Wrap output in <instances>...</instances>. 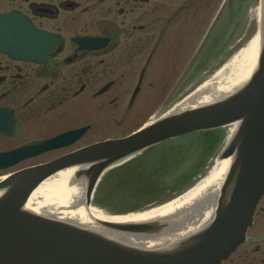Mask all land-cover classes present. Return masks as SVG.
Masks as SVG:
<instances>
[{
    "label": "flooded vegetation",
    "instance_id": "flooded-vegetation-1",
    "mask_svg": "<svg viewBox=\"0 0 264 264\" xmlns=\"http://www.w3.org/2000/svg\"><path fill=\"white\" fill-rule=\"evenodd\" d=\"M186 1L177 7L179 0H0V25L33 41L26 50L0 48V152L88 127L74 145L25 159L15 170L93 143L84 140L104 125L125 124L120 109L129 115ZM221 264H264V195L246 242Z\"/></svg>",
    "mask_w": 264,
    "mask_h": 264
},
{
    "label": "water",
    "instance_id": "water-1",
    "mask_svg": "<svg viewBox=\"0 0 264 264\" xmlns=\"http://www.w3.org/2000/svg\"><path fill=\"white\" fill-rule=\"evenodd\" d=\"M262 49L256 70L236 93L198 108L163 115L131 136L82 151L75 180L87 179V204L100 176L114 164L180 134L237 123L219 159L232 158L213 220L172 247L144 249L66 221L27 211L24 206L41 182L57 173L58 162L20 172L0 183V264H219L242 243L264 192V0H261ZM72 134L42 145L60 146ZM23 151L0 160L17 161ZM35 179L33 184L28 181ZM185 216L180 221L185 220ZM112 231L143 238L159 236L161 221L114 223ZM178 225V224H177ZM177 225H174L175 227ZM170 226V224H168Z\"/></svg>",
    "mask_w": 264,
    "mask_h": 264
},
{
    "label": "bare ground",
    "instance_id": "bare-ground-1",
    "mask_svg": "<svg viewBox=\"0 0 264 264\" xmlns=\"http://www.w3.org/2000/svg\"><path fill=\"white\" fill-rule=\"evenodd\" d=\"M242 5H245V0H241ZM258 16L261 21V8ZM261 49L262 33L259 30L238 53L232 65L219 68L208 79L211 80L210 82L207 80L204 86L186 97L175 107V111L208 105L235 92L250 79L256 70ZM173 149L178 150L179 145H174ZM158 153L159 151L153 154L154 165L150 169L148 166H141V169L140 164L130 168L133 175L131 186L139 191L135 195L139 196L138 198L153 197L173 176V173L168 172V167L161 164ZM188 160L190 157L187 156L181 163L186 164ZM231 162L232 158H214L213 166L207 168L201 179L179 184L171 202L148 211L133 212L124 216H111L107 215L103 208L99 210L88 205L87 179L75 180V168L59 173L42 183L28 198L24 208L46 217L99 231L124 244L147 250L172 247L186 236L202 230L213 220ZM96 192L92 194L94 198H97ZM120 194L121 196L118 197L120 200L128 201L129 195L124 191H120ZM112 202V205L109 206L111 211L123 209L124 204L119 200L112 198ZM183 216L186 217L185 220L180 221ZM164 220L167 222V228L159 236L153 238L123 234L100 224L101 221L114 223L161 221L164 224Z\"/></svg>",
    "mask_w": 264,
    "mask_h": 264
},
{
    "label": "rangeland",
    "instance_id": "rangeland-1",
    "mask_svg": "<svg viewBox=\"0 0 264 264\" xmlns=\"http://www.w3.org/2000/svg\"><path fill=\"white\" fill-rule=\"evenodd\" d=\"M227 2L226 0L186 1L183 5L186 6V9L179 14L176 22L167 27L166 37L159 52L153 59L150 71L143 85V91H141V95L135 107L129 111L127 117H122V109H120L119 119L120 121L123 120L125 124L123 126L121 125L119 128L107 125L103 127L101 131L89 135L88 138L84 140V143L127 134L171 107L178 101L177 99L187 92V90L181 89L186 78H190V81H193L191 79L193 77L188 74L191 73L192 70L196 71L197 69L196 67L193 69L196 63L195 61L197 60V53L199 54L198 59L201 66L197 69L196 80L206 81L209 79L213 74V69H210L215 66L216 70H214V72H217L220 64L216 65V63H221L223 58L227 59L229 55H231L230 63H233L234 55H236L234 50L242 44L245 45L252 38L254 29H257L256 24L258 20L256 17V9L259 5V0H246L243 6L246 9L240 11V16L239 14L237 15L236 12L237 7L239 9L241 7L240 4H238L240 0H230L229 3ZM181 4H183V0H179L177 7ZM223 6L226 7L224 11ZM238 16L240 18H238ZM235 19L240 20L241 25H236L234 28L233 23ZM210 31L211 35L209 36ZM224 31V45L221 44V48L219 47L220 51L224 49L222 52L223 54L220 55L221 53H219L215 62L213 61L211 64H202L212 50L216 40H221L223 38ZM230 31H232V33ZM229 49L231 50V54H229ZM175 51H177L176 55H174ZM232 53H234V55H232ZM192 55H194L193 58H191ZM182 77H184L183 82L176 86V83L181 82L180 80ZM99 118L101 120H106V113H102ZM223 134L225 135V133ZM223 134L220 132L218 135L210 134L206 137L207 141L209 140L208 146L205 142L201 141V138L194 136L178 144L182 146L181 148L186 156L191 155L190 158L194 157V160H196L193 163L189 160L187 164H189L191 168L193 167V169L194 167L198 168L197 172L185 181L201 179L202 174L206 172L207 168L213 166L214 158H210L212 155L210 153L219 151L223 147L225 143ZM199 141H201V147L198 148L197 144ZM204 147H206L205 151L210 152L207 153V155L203 153ZM59 154L60 152H55L53 155L56 156ZM149 156L152 157L151 155ZM39 160L41 161L42 158ZM168 160L170 161L169 157L167 158V161ZM176 164V160H171L167 163L169 167L176 168L178 166L179 169L185 168L187 165L183 164L181 166L178 163L176 166ZM6 173H9V171L0 172V177ZM127 175L128 174L125 175L126 178L128 177ZM100 204L103 206H111L112 202L106 197L102 199ZM100 204H98V206ZM94 205L97 206L95 203Z\"/></svg>",
    "mask_w": 264,
    "mask_h": 264
}]
</instances>
